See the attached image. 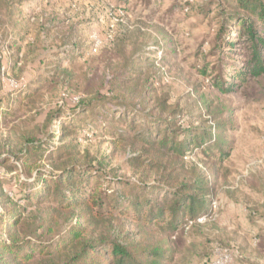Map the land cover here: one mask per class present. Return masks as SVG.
<instances>
[{"label":"rangeland","instance_id":"obj_1","mask_svg":"<svg viewBox=\"0 0 264 264\" xmlns=\"http://www.w3.org/2000/svg\"><path fill=\"white\" fill-rule=\"evenodd\" d=\"M238 1L0 0V215L44 241L80 226L157 264H209L215 246L264 264V74L237 77L250 51L224 31L246 14ZM23 85L36 95L20 100ZM165 135L193 138L182 152ZM69 168L105 214L60 209L51 180ZM196 181L218 206L206 223L140 214Z\"/></svg>","mask_w":264,"mask_h":264},{"label":"trees","instance_id":"obj_2","mask_svg":"<svg viewBox=\"0 0 264 264\" xmlns=\"http://www.w3.org/2000/svg\"><path fill=\"white\" fill-rule=\"evenodd\" d=\"M238 2L246 14L240 18L239 27L225 29L224 34L229 35L236 30V36L243 40L250 51L246 74L239 75V73L237 77L249 73L254 77H260L264 74V36L259 33L258 23L264 26V1L239 0ZM226 85L228 87L222 85L221 90L230 92L229 86L233 85V81ZM30 90L32 89L29 85H23L15 92L20 96V100L30 99L36 95V92ZM24 92L30 93L23 95ZM89 109L90 107H87L86 111ZM209 133L211 131L204 130L205 135L202 138H208ZM174 138L165 135L161 143L163 146L172 145L176 151L183 152L184 145L187 141L191 142L193 137L187 141L186 139L180 141L178 145L176 142L179 141ZM203 141L206 142V139ZM7 162L8 159L0 155V165H6ZM73 172L74 170L70 168L64 169L61 176L51 180L55 184V196L60 198V209L68 210L83 205L87 214L90 213L93 217H100L103 212L105 214L103 205L97 197V189H87L86 193L78 195L82 192V188L71 187ZM43 182L47 183L49 180L44 179ZM200 183L196 181L190 185L186 184L171 195L158 197L156 204H151L149 210L144 213L140 210V214L147 216L146 220L150 222L154 220L165 222L166 219H170V225L174 229H178L180 224L184 227L198 218L212 216L214 203L211 202L209 207H206L208 201L200 194L197 195L198 189L204 192ZM29 197L31 198L32 195ZM38 230L36 224L31 225L17 211L8 216L0 215V254H4L0 257L1 264H157L155 259L159 254L156 250L136 251L115 240L101 239L93 243L87 239L85 231L80 226L74 227L68 235L60 237L58 241H44L41 235H38ZM149 258L154 261L148 263Z\"/></svg>","mask_w":264,"mask_h":264},{"label":"built area","instance_id":"obj_3","mask_svg":"<svg viewBox=\"0 0 264 264\" xmlns=\"http://www.w3.org/2000/svg\"><path fill=\"white\" fill-rule=\"evenodd\" d=\"M108 39L112 40L113 35L109 34ZM101 44H102V41L97 39L96 40V46H99ZM13 86H15V85H13ZM217 209H218L217 203H214L213 204V211H215ZM209 218L210 217L198 218L195 222H190L187 225V229H189L190 226L193 225L194 223H200V224L206 223ZM238 257H239V253L236 250H229V249H224V248L219 247V246H215L213 249V257L210 260L209 264H234L236 258H238Z\"/></svg>","mask_w":264,"mask_h":264}]
</instances>
